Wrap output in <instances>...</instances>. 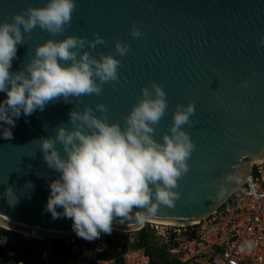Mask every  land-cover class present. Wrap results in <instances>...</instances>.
<instances>
[{
  "label": "water",
  "instance_id": "1",
  "mask_svg": "<svg viewBox=\"0 0 264 264\" xmlns=\"http://www.w3.org/2000/svg\"><path fill=\"white\" fill-rule=\"evenodd\" d=\"M45 3L0 0V20H11L13 13ZM134 27L140 30L139 37L131 35ZM68 35L86 38L78 55L82 51L97 58L101 53L115 55L121 61L119 79L102 84L99 95L50 101L43 111L21 115L10 139L0 136V221L43 237L75 232L70 219H53L44 210L49 182L59 173L47 166L39 139L54 136L56 126L75 127L69 113L83 111L86 105L94 115L123 126L124 117L143 98L141 89L151 87L153 81L163 87L168 101L164 116L154 126V138L162 141L169 131L177 104L192 102L195 111L182 127L195 148L187 161L189 171L174 189L179 193L174 206L161 204L154 214L136 212L135 216L174 221L208 216L245 181L246 161L262 159L264 0H76L64 33L53 37L37 26L25 34L10 71L24 69L38 44ZM96 35L104 43L92 48L88 41ZM117 41L128 45L126 55L115 52ZM5 95L0 92V100ZM98 104L105 105L107 112L97 111ZM57 147L64 155L62 146ZM8 186L18 197L14 206L3 196ZM135 216L123 222L114 218L112 227L142 226L143 219Z\"/></svg>",
  "mask_w": 264,
  "mask_h": 264
},
{
  "label": "clouds",
  "instance_id": "2",
  "mask_svg": "<svg viewBox=\"0 0 264 264\" xmlns=\"http://www.w3.org/2000/svg\"><path fill=\"white\" fill-rule=\"evenodd\" d=\"M75 7L76 0H46L43 6L29 5L13 13L11 20H0V92L6 94L0 100V136L10 139L21 115L43 111L50 101L63 98L71 102L72 97L99 95L102 84L119 79L121 61L111 53H101L99 58L88 51L78 55L86 38L77 35L49 38L35 47L24 69L10 71L25 34L37 26L53 37L64 33ZM131 35L139 37L141 32L134 27ZM98 43H104L99 35L88 41L92 48ZM127 51V44L116 42V53L124 56ZM141 92L143 98L124 117L123 126L94 115L86 105L83 111H70L69 120L75 127L59 125L54 136L39 139L47 166L59 173L49 182L44 210L53 219H70L82 238L92 240L101 233H110L114 218L123 222L136 212L151 215L158 205L173 207L179 198L174 189L189 171L187 161L195 148L182 126L189 123L194 103L176 105L173 123L159 141L154 138V126L167 110L166 92L155 81ZM96 110L107 112L103 104L96 105ZM3 196L9 206L18 199L12 186ZM143 218L135 216L137 220ZM242 247L251 250L253 244L249 241Z\"/></svg>",
  "mask_w": 264,
  "mask_h": 264
},
{
  "label": "built area",
  "instance_id": "3",
  "mask_svg": "<svg viewBox=\"0 0 264 264\" xmlns=\"http://www.w3.org/2000/svg\"><path fill=\"white\" fill-rule=\"evenodd\" d=\"M56 238H63L71 250L69 260L76 264H116V258L108 256L109 240L116 242L123 264H153L152 248L163 251L172 264H264V158L256 159L239 188L201 219L186 223L149 219L134 229L112 227L92 240L76 232ZM249 241L251 250L242 247ZM50 251L43 252L46 264L53 263Z\"/></svg>",
  "mask_w": 264,
  "mask_h": 264
},
{
  "label": "trees",
  "instance_id": "4",
  "mask_svg": "<svg viewBox=\"0 0 264 264\" xmlns=\"http://www.w3.org/2000/svg\"><path fill=\"white\" fill-rule=\"evenodd\" d=\"M146 230H142L143 241H145ZM39 239L36 237H31L25 241H14L12 239H6L4 243L0 245V264H19V262H24V264H40L39 256L40 250L42 252L47 249V245H39ZM55 245L54 250L50 251L52 256V264H76L69 260L71 257V250L67 248L63 242V238H54ZM111 246V251L109 252V257L116 258V264H123L122 258L119 256L117 250V244L115 241H108ZM46 243V242H45ZM153 258V264H172L170 260L166 258L163 251L158 248H152L150 250ZM51 259V258H50Z\"/></svg>",
  "mask_w": 264,
  "mask_h": 264
},
{
  "label": "rangeland",
  "instance_id": "5",
  "mask_svg": "<svg viewBox=\"0 0 264 264\" xmlns=\"http://www.w3.org/2000/svg\"><path fill=\"white\" fill-rule=\"evenodd\" d=\"M31 237L38 238L40 246H42L43 244H46L47 245V249L46 250H49V249H51V251L54 250V246L53 245H55L54 244L55 241H54L53 237H38V236L31 235V234L26 233V232H21V231H18V230H15V229L0 225V245H1V243H4L5 240L8 239V238L12 239L14 241H19L20 242V241H25L26 239H30ZM43 252H42V250H40V256H39L40 264H46V262H47V259L44 258V256H43ZM52 256L53 255L50 252L49 253V258H51V261H53L52 260ZM23 263H24L23 261L19 262V264H23Z\"/></svg>",
  "mask_w": 264,
  "mask_h": 264
},
{
  "label": "bare ground",
  "instance_id": "6",
  "mask_svg": "<svg viewBox=\"0 0 264 264\" xmlns=\"http://www.w3.org/2000/svg\"><path fill=\"white\" fill-rule=\"evenodd\" d=\"M264 158V153H263V156H262V159ZM257 158H255V157H252V158H250L248 161H246V166H245V174H243V178H245L249 173V170H250V167H251V165H252V163L256 160ZM261 158H259V160H260ZM146 220H149L148 218H146V219H143V221H146ZM158 221H160V222H170V223H186V222H191V221H174V220H158ZM0 225H2V226H6V227H9V228H12V229H15V230H18V229H16V228H13V227H11V226H9V225H7L6 223H4V222H2V221H0ZM18 231H21V230H18ZM21 232H25V231H21ZM27 233V232H26ZM29 234H31V233H29ZM31 235H34V234H31ZM35 236H37V235H35ZM38 237H43V236H38Z\"/></svg>",
  "mask_w": 264,
  "mask_h": 264
}]
</instances>
